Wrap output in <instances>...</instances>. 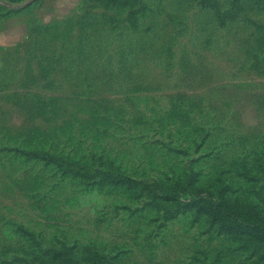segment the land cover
Wrapping results in <instances>:
<instances>
[{
    "label": "rangeland",
    "instance_id": "374dc122",
    "mask_svg": "<svg viewBox=\"0 0 264 264\" xmlns=\"http://www.w3.org/2000/svg\"><path fill=\"white\" fill-rule=\"evenodd\" d=\"M36 2L0 48V264H264L186 207L264 211V0Z\"/></svg>",
    "mask_w": 264,
    "mask_h": 264
},
{
    "label": "crops",
    "instance_id": "0c3cea01",
    "mask_svg": "<svg viewBox=\"0 0 264 264\" xmlns=\"http://www.w3.org/2000/svg\"><path fill=\"white\" fill-rule=\"evenodd\" d=\"M36 1L27 0L23 4L16 3L14 5L13 0H0V48L13 47L31 37L40 19L45 17V14L39 12L40 8H36L38 3ZM54 4L52 2L51 6ZM6 150L8 149L2 148L0 152ZM3 172L12 176L14 182L13 170L9 169ZM4 196L5 194L0 190V235L5 234L8 228L17 223L15 218L10 215L14 206L2 201ZM5 244L4 241H0L3 252L6 249Z\"/></svg>",
    "mask_w": 264,
    "mask_h": 264
},
{
    "label": "trees",
    "instance_id": "16d2710c",
    "mask_svg": "<svg viewBox=\"0 0 264 264\" xmlns=\"http://www.w3.org/2000/svg\"><path fill=\"white\" fill-rule=\"evenodd\" d=\"M125 179V178H122ZM218 192V191H217ZM226 195L225 189L219 190L218 196L224 197ZM201 199V195L199 196ZM159 198H166L165 196ZM227 199H229L226 196ZM227 199H225L228 206H225L222 202L212 201L203 198L199 201H189L186 204V207H191L197 209L199 211H204L206 209L214 223H218L220 228L224 231L228 230L229 235L237 236H251L252 239H255L258 243H260L261 247H264V211H261L256 206L247 205L245 206V210L239 214L237 210L232 208L233 206L228 203ZM206 203V204H205ZM256 237L261 238V240H257ZM69 253V251H68ZM59 254V255H58ZM62 253L59 252L55 254L56 258H60ZM75 255H72V260H76ZM88 264H110L106 260L105 255H100L98 253L93 254L91 257L85 260ZM60 264H71V260H63Z\"/></svg>",
    "mask_w": 264,
    "mask_h": 264
}]
</instances>
